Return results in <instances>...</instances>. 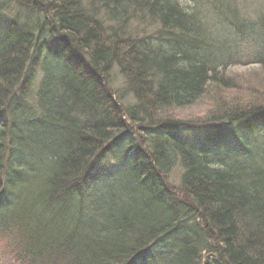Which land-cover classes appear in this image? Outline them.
I'll return each mask as SVG.
<instances>
[{
    "label": "trees",
    "instance_id": "obj_1",
    "mask_svg": "<svg viewBox=\"0 0 264 264\" xmlns=\"http://www.w3.org/2000/svg\"><path fill=\"white\" fill-rule=\"evenodd\" d=\"M192 1L198 10L179 0H17L31 23L23 25V35L15 20H0V240L13 241L11 255L0 258L11 264H137L176 233L175 251L166 247L160 264H209L200 257L204 249L213 264H264V147L256 137L257 128L264 127V94L244 90L228 107L214 99V111L202 128L156 116L196 104L216 83L230 88L229 78L220 79L216 70L229 61L261 65L264 73V44L258 47L253 40L235 56L214 21L217 15L241 19L217 0ZM200 6L209 11L205 18ZM256 17L249 19L252 35L257 26L264 29V18ZM151 21L155 28L148 33ZM31 30L44 41L56 30L75 34L91 70L116 66L136 95L134 104L126 105L123 93L102 87L87 71L90 77L76 80L81 89L95 87L93 96L101 105L91 100V117L75 101L60 108L61 94L70 93L69 88L58 81L53 89V64L43 63L28 46ZM233 31L244 39V29ZM60 49L76 56L70 40L62 41ZM204 51L202 58L207 57L198 62ZM39 69L34 104H27L21 91L25 83L29 91ZM110 109L118 110L119 125ZM125 109L129 123L122 120ZM122 129L134 149L124 166L138 170L139 176L130 178L140 185L136 190L122 181L126 173L121 169L103 165L110 155L107 146L117 142ZM135 130L145 136L143 142L134 141ZM176 169L181 171L178 190L167 180ZM109 178L113 184L105 187ZM122 189L129 195L117 201ZM99 199L106 208H98ZM188 220L198 223L194 229L184 227L187 235L181 239L176 228Z\"/></svg>",
    "mask_w": 264,
    "mask_h": 264
},
{
    "label": "rangeland",
    "instance_id": "obj_2",
    "mask_svg": "<svg viewBox=\"0 0 264 264\" xmlns=\"http://www.w3.org/2000/svg\"><path fill=\"white\" fill-rule=\"evenodd\" d=\"M218 4H220L222 7H224L229 13H232L235 15L236 18H240L241 20L238 21H233V20H228L225 18H221L220 16L215 17V22L220 23V31L219 35L226 37L228 40V44L231 45L232 48L237 49L239 53H244L246 52L245 48H248L249 45L251 46V42L253 40H257L258 47L261 46L260 44H264V29L261 27H256L255 32L257 34L252 35L250 34V29L252 28L249 24V21L251 19H255L256 16H262L264 18V0H217ZM180 4L187 5L188 7H193V9H197L194 7V1L192 0H179ZM6 4V5H5ZM17 0H0V20L1 19H9V20H15L18 21L21 25H31L29 23L26 13L19 8L17 5ZM192 4V5H191ZM201 8V9H200ZM200 11L203 13L204 18L208 15L209 11H207L206 7L203 8L200 6ZM198 10V9H197ZM217 14V11H215L214 15ZM221 18V19H220ZM257 18V17H256ZM250 19V20H249ZM206 21V20H205ZM248 22V23H247ZM155 28V23L154 22H149L147 24V27L145 28L146 31L149 33ZM233 28H241L246 31L245 35L243 36L244 39H242L241 35L238 37L236 33L233 31ZM144 29L143 27L139 26L137 30H142ZM247 39V40H246ZM45 42L48 43V45L53 46V47H58L59 41L58 40H53L51 38H46ZM217 50V48L215 49ZM213 50L212 54H215ZM207 54L205 51L201 52L200 55L204 56ZM241 54V55H242ZM207 56L203 57L205 59ZM222 57L217 58V60L221 59ZM223 59V58H222ZM228 60V59H227ZM231 63V64H230ZM230 64V66H227ZM228 64L226 65V68L220 67L222 69H216L217 72H219L218 77L219 78H229V85L230 88L228 89H222L223 95L225 96L226 99L232 100L234 96H238L240 93L241 95H245V91L247 89H257L260 90L261 93L264 94V73L262 70L261 65L258 64H242V65H234V62L229 61ZM220 70L222 72H220ZM54 74L53 76L55 77H61L63 71H57L56 67L52 69L51 74ZM42 80V75H41V69H39L38 76L36 81L34 80V83L30 87L31 96L26 98V102L29 104H33L35 95L37 93L39 84ZM111 90H118L119 93H123L126 89L127 86H125V80L124 78L119 74V71L117 69H112L110 72V79L107 78L105 81V86H107ZM56 87H53L55 89ZM218 89L214 85L209 89V94L203 96L195 105L189 106L186 108H180V109H174L170 110L167 112L162 113V117L166 120L172 121V122H177L181 123V125H184V127H189L192 129L193 125L197 124L198 127L200 128L204 127L207 120L209 119V114H212L213 112V107H214V98H213V91ZM245 90V91H244ZM242 91V92H239ZM126 98V105L130 104L131 106L133 105V101L130 100V98L124 96ZM228 107V104H226ZM123 110V109H122ZM125 113L127 110L125 109ZM124 113V114H125ZM123 117V115H122ZM124 122L129 123L127 119L122 118ZM182 126V128H184ZM257 135L256 137L260 140H262V146L264 147V127L260 126L257 128ZM137 131V130H136ZM134 141H137L139 143L140 141L136 138V134L132 136ZM131 139V138H130ZM118 144V142L116 143ZM136 144V143H135ZM239 147L238 145H234ZM121 156V155H120ZM123 157V156H121ZM117 157L116 155H108L103 161V165L109 166V165H120L124 162H126V159H122ZM180 169H176L173 174H170L168 176V186H172L174 190H178V185H179V180H180ZM125 182V184L128 185L130 179L126 180V178H123L122 180ZM122 188V186H121ZM129 188V187H128ZM101 188H98L95 190L97 192ZM95 193H92L93 195ZM129 195V190L122 189L119 193L118 196L116 197V200L123 201L124 198L128 197ZM92 198V196L89 197L88 201ZM102 199H99L98 202L100 203ZM77 204V202L75 201ZM74 202H71L70 205L74 206L76 205ZM98 208H106V203L105 201H101L100 204L97 205ZM12 239L11 238H5L4 240H0V256H3L9 252V249L12 250ZM164 243V242H163ZM159 252H157L156 249L153 251L149 252L150 254L142 261L138 262L137 264H160L158 261V258L165 256L164 249H166L165 245L163 247H158L157 248ZM163 250V252H162ZM207 250L204 249L200 257L201 259L205 260L206 263L209 262V264H213L212 261H207L209 256H207ZM11 255V253H8ZM154 257L157 258V262L154 261ZM4 259V260H3ZM0 258V264H11L10 260L5 259V258ZM210 259V258H209Z\"/></svg>",
    "mask_w": 264,
    "mask_h": 264
},
{
    "label": "bare ground",
    "instance_id": "obj_3",
    "mask_svg": "<svg viewBox=\"0 0 264 264\" xmlns=\"http://www.w3.org/2000/svg\"><path fill=\"white\" fill-rule=\"evenodd\" d=\"M15 23H16V25H18L16 27V31L20 32L21 33L20 36H22L23 33H24V30L27 29V27L21 25L20 23H18L16 21H15ZM197 23H198L197 20H195L193 24H197ZM29 32L33 33V35H29L26 38V40H29V41L31 40V42H30L31 44L28 45L30 47V49H34L36 52H38V56L41 57V59L43 60V63H44V61L52 63L53 65L50 67L51 69H54L56 67V70H57V68H59V71H63L61 77H59V76L55 77V76H53L54 74L51 76V84H53L54 87H58L56 85L58 83V81H63L64 84L66 85V87L68 86V88H69L68 90H69L70 93H64L63 95L61 94L62 100L60 102L61 103L60 104V106H61L60 108H62V107L68 108L71 105H73V103L75 101V103H76V105L78 107V110L81 111L82 113L88 115V117H91V115H92L91 114V112H92V105L91 104L93 103V105L94 104H100L101 105L102 101H101V99L93 96L95 94V90H96L95 87H93L91 85H87V87L85 89H81L80 88L81 83L78 80H76V79L80 80L83 77L84 78L85 77H90V74H88V72H87V71H89V72H91L93 74L92 76L94 77V79L98 78V79H100L102 81V87L108 88V85L105 86L106 79L107 78L110 79V73L108 71L111 72L112 69H117V68H115L116 66H113L111 69H110V67H109V69L106 67V70L104 68H98L100 70H97V71L91 70L90 64L88 62V61H90V57L88 56L87 51H79V47H80V45L82 43L81 39L78 38L75 34H73L70 31H67L68 32V34H67L64 31L62 32V30L61 31L56 30V31H54L55 35H53V34L50 35L49 34V37L51 39L59 41V45H57L58 47H53V46L48 45V43L43 40V38L38 34V32L33 31V30H31ZM65 40L66 41L70 40V43L73 45V47L78 52L77 53L75 51V53H76L75 57L73 56V54H71L69 52H62V50L60 49L61 46H62V41L65 42ZM83 43H84V41H83ZM197 49H198V47H194L193 48V52H195ZM231 52L235 56L238 55L237 50L235 48L231 47ZM78 54H79V56H78ZM42 60H40V61H42ZM196 60L198 62H201L204 59L202 58V55H200V56H198L196 58ZM45 66H47V63H45ZM36 67L38 68L40 66L36 65ZM217 69H222V68L219 67ZM220 72H222V71L220 70ZM66 73L69 76H71L72 78H68ZM119 74L121 75L120 72H119ZM220 79H224V78H220ZM125 86H127V89L125 91H123L124 92V96L130 98V100L133 101L134 98L136 97V95L134 94V92L131 89H129L127 84ZM214 86L218 88L215 91H213V93H212L213 98L217 101V103H220V104L228 103L229 99H226L225 96L223 95V92H222L223 83H221V82L218 83V84L216 83V84H214ZM209 89L207 90V93L205 95L209 94ZM29 91H30V89H29ZM29 91L27 90V84L25 83V85H24V87H23V89L21 91L26 96L25 99L32 95L31 92H29ZM113 91L119 92L118 90H113ZM35 97H36V95H35ZM113 99L115 101H117V97H116L115 94L113 95ZM91 100H92V103H91ZM34 101H35V98H34ZM25 103H27L26 100H25ZM27 104H29V103H27ZM33 104H34V102H33ZM172 104H173L172 106H175L174 103H172ZM170 105L171 104H167V107L170 106ZM106 106H107V104H106ZM191 106H193V105H191ZM186 107H189V106L185 105V104H182V105H179L178 107L170 108V110L186 108ZM50 108H51L50 110H51L52 113L56 112L54 107H50ZM165 109H167V108H165ZM170 110H168V111H170ZM109 112H110L111 118L114 120V122L119 125L120 123H119V120H118L119 119L118 110L115 111V110L110 109ZM155 112L156 111H154L153 113H155ZM164 112H167V110L158 112L156 114V116L162 115V113H164ZM124 113L125 112H123L124 119L128 120L127 113H125V114ZM66 127L67 126H65V128ZM30 128H31L32 131L35 132V130L33 129L32 126ZM74 128H77V126H75ZM58 129H59V132H61L62 129H64V127L60 126V127H58ZM66 129H68V128H66ZM71 132L72 133H76V131H71ZM116 133H117L116 140H117L118 144H116L117 142L116 143L115 142L114 143L111 142L107 146L108 150L110 149L109 154L113 155L115 153V154L123 156L122 159H126V160L127 159H131L130 158V157H132L131 153H133L134 149L133 148L130 149L128 132L126 130L122 129V130H119ZM134 133L136 134V138L139 141L143 142V140L145 139L144 138L145 136L140 131H136L135 130ZM40 134L45 135L44 133H40ZM177 135H179V134H177ZM54 147L57 148L58 146L53 145V148ZM131 162L137 163V162H134V161H131ZM124 165H125V162L120 164V165H111V166H112L114 171H118V170L121 169L120 172H123L124 177H125L124 173H126V180H128L130 178H133V177H136V176H139L138 170L135 169L136 170L135 171L133 168H126V166H124ZM34 166H35V164H34ZM98 176L100 177V180H102L104 178L102 176V174H100V173L98 174ZM2 180H5V177ZM40 181H41L40 178H38V182H40ZM112 181H113V179L109 178L107 183H106V185H105V187L107 185L113 184ZM6 182L7 183H6L5 196H6V199L8 200V202H10L12 200L13 196L10 193V191L8 190V183H9L8 179H6ZM96 186H97V183L95 182V186H93V188H96ZM130 187H132V188L134 187L133 190H136V189L140 188V185L136 181H130ZM33 193L36 194V191H33ZM45 212H47V211L45 210ZM22 219L26 220L27 218L22 216ZM196 223H198V222L197 221L196 222L193 221L191 223L188 220L187 222H183L179 227L176 228V231L180 235L181 239H183L184 237L186 239V235L187 234L185 235V233L183 231L184 227H188L189 226L190 228L194 229L193 224H196ZM175 234L172 235L171 237L166 238L165 240H163L162 243L157 246V248L158 247H163L165 245V247H167V249H169L170 251H172V252L175 251V247L177 245L174 246V244H175V241L177 239L176 237L178 236V235H175ZM193 238H194V236H193ZM36 242L39 243V245H41V246H45V244L42 242L41 239L37 240ZM184 243H186V246L189 247V243H190L189 241L185 240Z\"/></svg>",
    "mask_w": 264,
    "mask_h": 264
}]
</instances>
